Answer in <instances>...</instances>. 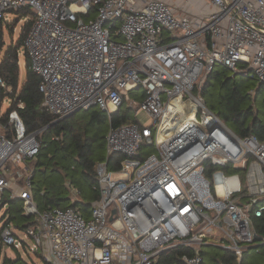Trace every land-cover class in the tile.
<instances>
[{
	"label": "built area",
	"instance_id": "1",
	"mask_svg": "<svg viewBox=\"0 0 264 264\" xmlns=\"http://www.w3.org/2000/svg\"><path fill=\"white\" fill-rule=\"evenodd\" d=\"M138 1L0 0L8 23L22 8L36 13L24 53L48 112L112 115L125 100L134 109L130 93L143 88L140 109L152 121L110 124L96 165L99 199L86 217L76 205L40 208L26 163L41 130L28 132L12 111L0 123L1 245L40 250L49 264H154L178 246L186 264H204L203 248L215 245L241 264L264 243L254 223L264 214V140L235 132L199 90L219 65L264 84V0H211L216 11L200 20L164 0ZM69 190L77 201L81 191ZM7 196L23 201L32 245L16 233Z\"/></svg>",
	"mask_w": 264,
	"mask_h": 264
},
{
	"label": "trees",
	"instance_id": "2",
	"mask_svg": "<svg viewBox=\"0 0 264 264\" xmlns=\"http://www.w3.org/2000/svg\"><path fill=\"white\" fill-rule=\"evenodd\" d=\"M15 13L16 19L21 20V18L27 17L28 21H25L22 26V36L18 45H9L0 60V78L6 85V87L0 85V123L8 125L10 113L17 111L28 132L41 130L38 135L41 141L39 153L28 165L35 173L33 189L40 208L43 209L49 205L59 207L76 205L81 208L86 217H89L93 204L99 199V193L95 187L97 184L96 165L100 161L106 160L105 138L107 133L101 132V129L103 125L109 129L111 123L117 126L136 121V118L133 117L134 109L127 106L126 100L121 109L112 115L98 107H92L88 110H79L42 130L58 117L48 112L43 105L44 96L39 88L41 77L30 69L26 52V76L20 84L19 53L21 47H24V40L36 13L29 7L22 8ZM5 25L8 26L10 23L0 19V51L5 45ZM117 27L118 25L115 23L113 30ZM246 79L251 78L234 75L230 69L216 66L208 74L199 91L207 105L227 124L233 126L243 135L255 134L264 140V120L261 118V116L264 117V110L255 107L256 95H251L250 90L252 89L245 83ZM263 90L264 84L259 83L256 94ZM5 98L11 99V105L4 113H1ZM21 103H23V107H20ZM6 133L11 134V129ZM99 148L104 151L97 152ZM121 159L122 156L114 157L112 168H117ZM35 184L38 192L35 191ZM69 184L81 191L77 201L71 197ZM6 199L10 204V220L23 229L27 227V223L21 224L19 220V218H25L29 221L22 214V208H17L16 205L19 201L9 199L8 196ZM254 223L259 236L264 238V214L260 218L255 217ZM211 246L215 245L207 246L208 250L203 249L202 254L209 255L214 264H237L234 252L221 249L227 252V255L218 257L214 254L215 251L210 250L214 248ZM186 248L178 246L167 250L158 257L154 264H186L181 258ZM15 250L21 254L18 249ZM254 250L264 254V243L249 249L244 254L241 264H245V255ZM20 258L17 261L6 258V263L16 264Z\"/></svg>",
	"mask_w": 264,
	"mask_h": 264
},
{
	"label": "rangeland",
	"instance_id": "3",
	"mask_svg": "<svg viewBox=\"0 0 264 264\" xmlns=\"http://www.w3.org/2000/svg\"><path fill=\"white\" fill-rule=\"evenodd\" d=\"M17 15L16 13H13L11 15V22L10 25L4 27V47L2 48V50L0 51V60L2 59L7 47L9 45H18V41L20 39V37L22 36V26L24 25V20H20L19 18H15ZM15 18V19H14ZM25 47H21L20 50V60H19V64H20V84L23 82L25 76H26V67H27V62H26V57H25V53H24ZM221 66V65H219ZM245 83H247V85L249 87H251L252 90H250V93L252 96L256 95L255 97V101H254V105L255 107H257L260 110H264V90L260 91L258 94H256V89L259 88V82L256 80H252V79H246ZM144 93V89L143 88H139L138 90L131 92L130 93V97L135 99L136 101V107L133 110V117L136 118V120H138L139 122H141L143 125H149L151 124V117L141 108V104H142V95ZM10 99L9 98H5L2 104V110L1 113H4V111L6 109H8L10 107ZM261 118L264 120V117L261 116ZM229 125V124H228ZM235 132H237L240 135H243L241 133L238 132V130H236L233 126L229 125ZM101 132L103 133H107L108 132V127H106L105 125H103ZM0 133H5V129L0 125ZM103 149H98L97 152H103ZM150 151H148L149 153ZM26 165H29V162L26 163ZM31 165V163H30ZM38 180V179H37ZM244 189H246V184L244 182ZM35 191H37V186L35 184ZM17 208H22L23 206V201H19L17 203ZM16 209V207H15ZM2 211L4 212L5 209H2ZM10 213V212H9ZM21 224H26L28 221L25 218H19ZM1 214H0V228H1ZM13 225H17L14 221H12ZM16 233L20 236V238L24 239L29 245H32L34 242L32 240L31 237H29L26 233V231L21 228L19 225L16 227L15 229ZM212 241V239H210ZM224 243H228V240H224ZM214 248H211L210 250L215 251L214 254L217 255L218 257H223L227 255V252L222 251L221 247L219 246H211ZM216 248V249H215ZM204 250H208V247L205 246L203 248ZM19 252L21 254H18V251L15 250L13 247L11 246H7V245H1V241H0V264H9L6 263V258H10L13 257L14 261H17L20 257V260L16 263V264H49L45 261L44 259V255L40 250L37 251H31L28 248H20L18 249ZM249 251V250H247ZM246 251V252H247ZM245 252V253H246ZM205 257V262L204 264H214L211 260H210V256L205 254L203 255ZM12 259V258H11ZM245 264H264V254L259 252V251H250L245 255Z\"/></svg>",
	"mask_w": 264,
	"mask_h": 264
},
{
	"label": "crops",
	"instance_id": "4",
	"mask_svg": "<svg viewBox=\"0 0 264 264\" xmlns=\"http://www.w3.org/2000/svg\"><path fill=\"white\" fill-rule=\"evenodd\" d=\"M177 14L186 15L194 20L207 19L209 15L216 11V7L211 0H164ZM142 1L139 0L134 6L142 7ZM14 248V247H13ZM15 249V248H14ZM13 257H10V259Z\"/></svg>",
	"mask_w": 264,
	"mask_h": 264
},
{
	"label": "water",
	"instance_id": "5",
	"mask_svg": "<svg viewBox=\"0 0 264 264\" xmlns=\"http://www.w3.org/2000/svg\"><path fill=\"white\" fill-rule=\"evenodd\" d=\"M234 75H236L235 73H234ZM76 112H78V111H76ZM75 112V113H76ZM74 114V113H73ZM72 115V114H71ZM70 116V115H69ZM66 117H68V116H66ZM66 117H63V118H59V119H56L55 121H53L50 125H48V126H46V127H44L42 130H44L45 128H47V127H49V126H51V125H53V124H55V123H57V122H59V121H61L62 119H64V118H66ZM115 212V211H114Z\"/></svg>",
	"mask_w": 264,
	"mask_h": 264
}]
</instances>
